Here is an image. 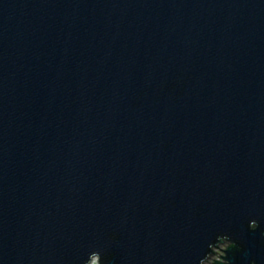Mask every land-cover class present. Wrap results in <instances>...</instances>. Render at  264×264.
I'll return each mask as SVG.
<instances>
[{
	"label": "water",
	"instance_id": "water-1",
	"mask_svg": "<svg viewBox=\"0 0 264 264\" xmlns=\"http://www.w3.org/2000/svg\"><path fill=\"white\" fill-rule=\"evenodd\" d=\"M264 264V0H0V264Z\"/></svg>",
	"mask_w": 264,
	"mask_h": 264
},
{
	"label": "rangeland",
	"instance_id": "rangeland-1",
	"mask_svg": "<svg viewBox=\"0 0 264 264\" xmlns=\"http://www.w3.org/2000/svg\"><path fill=\"white\" fill-rule=\"evenodd\" d=\"M230 245L231 243H229L228 241L222 244L217 255L211 256V258L206 262V264H218L220 262H223V259L221 256L224 254V251L227 250ZM92 264H99V262L97 259H94Z\"/></svg>",
	"mask_w": 264,
	"mask_h": 264
},
{
	"label": "flooded vegetation",
	"instance_id": "flooded-vegetation-1",
	"mask_svg": "<svg viewBox=\"0 0 264 264\" xmlns=\"http://www.w3.org/2000/svg\"><path fill=\"white\" fill-rule=\"evenodd\" d=\"M225 242H227V241L222 242V243L218 246V248H216V249L214 250L212 256L217 255V253L219 252V249H220L221 245L224 244ZM224 250H225V249H224ZM224 250H223V251H224ZM221 257H222V259H223V262H220V263H218V264H224V263H226V260H225V257H226V250L224 251V254H223Z\"/></svg>",
	"mask_w": 264,
	"mask_h": 264
},
{
	"label": "built area",
	"instance_id": "built-area-1",
	"mask_svg": "<svg viewBox=\"0 0 264 264\" xmlns=\"http://www.w3.org/2000/svg\"><path fill=\"white\" fill-rule=\"evenodd\" d=\"M211 258V257H210Z\"/></svg>",
	"mask_w": 264,
	"mask_h": 264
}]
</instances>
